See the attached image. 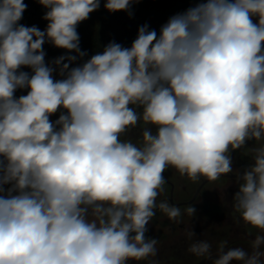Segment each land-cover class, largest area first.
I'll use <instances>...</instances> for the list:
<instances>
[{
    "label": "clouds",
    "instance_id": "9594fccd",
    "mask_svg": "<svg viewBox=\"0 0 264 264\" xmlns=\"http://www.w3.org/2000/svg\"><path fill=\"white\" fill-rule=\"evenodd\" d=\"M137 2L104 7L131 15ZM38 3L47 9L43 31L19 23L24 0H0V264L155 257L158 241L146 233L156 210L182 217L180 207L157 203L165 171L217 181L234 172L231 152L249 140L260 143L253 163L236 170L233 210L264 233V0H200L159 35L142 25L131 47L109 42L75 67L87 55L77 26L100 0ZM46 42L75 54L46 63ZM17 89L28 91L16 97ZM141 123L139 143L121 139ZM227 243L216 259L206 240L188 251L212 264H264V234L251 252Z\"/></svg>",
    "mask_w": 264,
    "mask_h": 264
},
{
    "label": "trees",
    "instance_id": "16d2710c",
    "mask_svg": "<svg viewBox=\"0 0 264 264\" xmlns=\"http://www.w3.org/2000/svg\"><path fill=\"white\" fill-rule=\"evenodd\" d=\"M198 2L200 0L137 2L131 5L130 15L128 11L109 12L104 7V0H100L99 9L92 12L88 19L77 26L80 48L87 55L78 58L70 67L82 64L92 55L102 52L104 46L112 41L121 44L123 47H131L132 42L137 37L138 29L142 25L147 24L150 30H156L159 35L160 29L155 26L156 23H160L162 26L171 16L184 12ZM24 3L27 4V8L19 23L29 27L36 26L42 31L45 30L48 22L43 17L47 9L39 4L38 0H24ZM43 49L46 53L45 61L49 64L61 55L75 54L56 48L47 42L43 45ZM26 69L27 72H31V69ZM54 78L60 79L61 77L54 73ZM15 95L16 97L21 96L19 89Z\"/></svg>",
    "mask_w": 264,
    "mask_h": 264
},
{
    "label": "flooded vegetation",
    "instance_id": "af4514ba",
    "mask_svg": "<svg viewBox=\"0 0 264 264\" xmlns=\"http://www.w3.org/2000/svg\"><path fill=\"white\" fill-rule=\"evenodd\" d=\"M259 146V142L254 140L247 141L244 148H241L243 151L244 158L241 161H244L242 164L237 163V150L231 152L232 158V167L234 169L233 173H229L225 176H221V178L217 181L220 186L213 187L214 182H209L205 178H201V182L198 185L194 195L196 194L199 186L201 185V190L198 193L197 197L191 204L186 205H179L180 203L188 202L190 200H186L184 202H175L174 197L176 193V185L165 177L166 179V186L169 188L168 196L163 197L160 201H168L170 204L176 205L178 207H186V206H195V201L201 194V222L197 225H194L196 219L193 218L189 222V226H186L184 223H179L178 225H171L173 230L180 228L183 230L184 236H180L179 238L174 236V243H188L189 241L195 242L199 241V237L201 240H206L212 245V252L213 257H217L215 255L216 248L221 241H227V248L233 247H241L245 250L251 252L250 242L255 238L257 234H264L261 233L259 230L252 228L250 225H246L243 220L236 214L233 210V200L232 196L236 191H238V185L236 181V170H238L241 174L243 171L253 163L251 158V148ZM242 158V157H241ZM224 182V183H221ZM228 182V183H227ZM214 183V184H213ZM213 184V185H212ZM223 186V187H221ZM172 199V201H171ZM159 212V209L156 210V214ZM161 225L160 221L152 220L149 225ZM148 225V227H149ZM193 231L195 236L191 239L188 237V232ZM197 233V234H196ZM152 238V237H149ZM154 239H158L153 237ZM264 250V248H262ZM194 259L189 261L190 259ZM184 259L187 260L188 263L184 262ZM264 259V258H262ZM207 259L200 258L197 260V257L193 254H187L184 257L179 258L176 262L169 263V264H201L205 262ZM207 264H212L210 261ZM231 264H241L239 261H232Z\"/></svg>",
    "mask_w": 264,
    "mask_h": 264
},
{
    "label": "rangeland",
    "instance_id": "374dc122",
    "mask_svg": "<svg viewBox=\"0 0 264 264\" xmlns=\"http://www.w3.org/2000/svg\"><path fill=\"white\" fill-rule=\"evenodd\" d=\"M253 20H254V22H256L257 18L254 17ZM155 26H157V28H159V29L161 28L160 23H156ZM143 127H144V125L142 123L139 124L136 128H132L127 133L123 134L121 136V139L122 140L130 139L134 143H139L141 140V132L143 130ZM243 154L244 153H243V151H241V149L237 150V159L236 160H237V163L239 165L244 162V161H241V159L244 158ZM164 176L167 177L168 179H170L171 181H173V183H175V185H176V193H175V197H174L175 202H184L186 200H190L192 198V196L194 195L198 185L201 182V181L200 182H192L191 180L188 179L187 176H182L175 168H172V167H169L165 171ZM214 183H216V182H214ZM221 183H224V182H221ZM218 184L219 183L217 182L211 188L213 189L214 187L220 186ZM221 187H223V186H221ZM168 193H169V188L166 185H164V191L161 192V194L157 198V203H159L163 197L168 196ZM194 207H195L196 211L192 217H189L184 212L185 207H180L181 211H182V217H181V222H179V223H184L186 226H189V222L193 218L196 219V222L194 225H197L198 223L201 222V212H200L201 194L199 195V197L195 201ZM153 220L160 221L161 225L159 226V225H154V224L151 225L150 224L148 227L149 230L146 233V236L152 237V238L153 237L158 238L157 239V241H158L157 255L155 257H149L147 260H141V261L130 260L128 262V264H153V262H154V264H169V263L176 262L179 258L184 257L187 254H191L188 251V248L193 243L192 241H189L187 244L186 243L182 244V243H179L180 241L177 240L178 243H176V242L174 243V240H175L174 236H175V238L176 237L179 238L180 236L186 235V234H184L183 230L180 228H177L176 230H173L171 228V225L172 226L178 225L179 223L169 220L167 218V216L165 214H163L161 211H159L155 215ZM196 236L198 237L199 240H201V237H199L198 234ZM198 259H200V257H197V260ZM192 260H194V259L192 258L189 261H192ZM184 262L188 263L186 259H184Z\"/></svg>",
    "mask_w": 264,
    "mask_h": 264
},
{
    "label": "water",
    "instance_id": "95a60500",
    "mask_svg": "<svg viewBox=\"0 0 264 264\" xmlns=\"http://www.w3.org/2000/svg\"><path fill=\"white\" fill-rule=\"evenodd\" d=\"M160 1H168V0H138V2H160ZM21 70H22V71H27L26 68H22ZM19 90H20V94H21V95H26V94H27V91H28V89H19ZM59 115H60V112H58V113L54 114L53 116H51L50 119H51L52 121H55L56 119H58ZM200 190H201V185L199 186V188H198L196 194L194 195V197H193L190 201H188V202H184V203H180L179 205L191 204V203L195 200V198L197 197V195H198V193L200 192ZM171 201H172V199H171ZM172 202H173V201H172ZM216 258H218V257H213V259H216ZM210 261H211V260H208V259H207V260H206L205 262H203L202 264H207V263H209ZM199 264H201V262H200Z\"/></svg>",
    "mask_w": 264,
    "mask_h": 264
}]
</instances>
